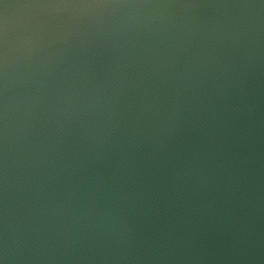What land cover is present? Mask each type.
Instances as JSON below:
<instances>
[{
    "label": "water",
    "instance_id": "1",
    "mask_svg": "<svg viewBox=\"0 0 264 264\" xmlns=\"http://www.w3.org/2000/svg\"><path fill=\"white\" fill-rule=\"evenodd\" d=\"M0 264H264V0H0Z\"/></svg>",
    "mask_w": 264,
    "mask_h": 264
}]
</instances>
